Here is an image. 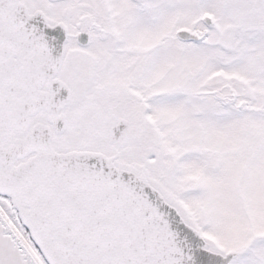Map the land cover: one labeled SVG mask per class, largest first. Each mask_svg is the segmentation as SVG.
<instances>
[{
  "label": "snow or ice",
  "instance_id": "snow-or-ice-1",
  "mask_svg": "<svg viewBox=\"0 0 264 264\" xmlns=\"http://www.w3.org/2000/svg\"><path fill=\"white\" fill-rule=\"evenodd\" d=\"M0 264H264V0H0Z\"/></svg>",
  "mask_w": 264,
  "mask_h": 264
}]
</instances>
